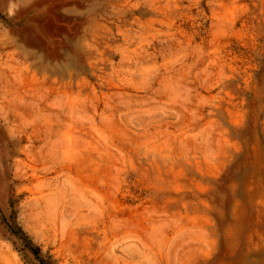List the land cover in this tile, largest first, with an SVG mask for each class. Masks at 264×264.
I'll use <instances>...</instances> for the list:
<instances>
[{"label":"rangeland","instance_id":"374dc122","mask_svg":"<svg viewBox=\"0 0 264 264\" xmlns=\"http://www.w3.org/2000/svg\"><path fill=\"white\" fill-rule=\"evenodd\" d=\"M0 264H264V0H0Z\"/></svg>","mask_w":264,"mask_h":264}]
</instances>
